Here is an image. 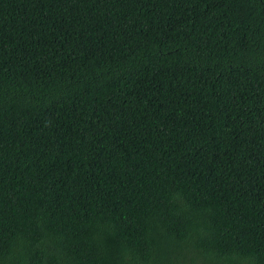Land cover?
<instances>
[{
    "label": "trees",
    "instance_id": "16d2710c",
    "mask_svg": "<svg viewBox=\"0 0 264 264\" xmlns=\"http://www.w3.org/2000/svg\"><path fill=\"white\" fill-rule=\"evenodd\" d=\"M0 264H264V0H0Z\"/></svg>",
    "mask_w": 264,
    "mask_h": 264
}]
</instances>
